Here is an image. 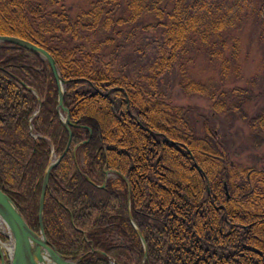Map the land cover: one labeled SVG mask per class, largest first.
Returning <instances> with one entry per match:
<instances>
[{"label": "trees", "instance_id": "obj_1", "mask_svg": "<svg viewBox=\"0 0 264 264\" xmlns=\"http://www.w3.org/2000/svg\"><path fill=\"white\" fill-rule=\"evenodd\" d=\"M252 4L95 0L72 17L62 0H0V35L45 49L66 82L63 104L75 125L67 152L50 171L42 215L45 238L63 258L264 264V168L232 162L208 120L198 130L193 107L174 103L163 82L177 66L184 92L208 97L215 112L246 118L249 88L214 90L189 78L180 61L205 49L224 78L223 35L240 26ZM255 17L264 34V0ZM147 49L144 69H129V50ZM57 101L47 62L0 44V189L36 233L44 171L69 140ZM248 120L263 131L264 107ZM108 170L118 176L101 188ZM129 212L147 247L143 263Z\"/></svg>", "mask_w": 264, "mask_h": 264}, {"label": "rangeland", "instance_id": "obj_2", "mask_svg": "<svg viewBox=\"0 0 264 264\" xmlns=\"http://www.w3.org/2000/svg\"><path fill=\"white\" fill-rule=\"evenodd\" d=\"M62 1L69 14L75 17L80 11L88 9L95 0ZM250 1L253 4L243 15L240 26L223 35L225 45L222 55L229 60L227 75L224 78L220 75L219 60L211 57L205 49H192L180 61L189 78L202 84L212 85L214 90H228L234 86L249 88L250 98L243 104L246 118H240L234 113L215 112L208 97L184 92L179 86L180 72L177 66L165 76L163 82L174 103L193 107L198 130L202 128L203 120H208L209 126L225 145L232 162L244 167L264 168V130L260 133L255 132L248 120L264 107V34L258 28L255 17L256 8L262 0ZM252 7H255L254 11ZM234 40L238 41L237 47L234 46ZM216 48L219 49V44ZM131 50L136 49L133 47ZM131 50L124 58L127 67L134 72L141 68L143 70L150 58L149 49L141 55ZM111 177L114 175H110L109 178ZM0 231L2 232L1 227ZM9 243L7 241L4 245Z\"/></svg>", "mask_w": 264, "mask_h": 264}, {"label": "water", "instance_id": "obj_3", "mask_svg": "<svg viewBox=\"0 0 264 264\" xmlns=\"http://www.w3.org/2000/svg\"><path fill=\"white\" fill-rule=\"evenodd\" d=\"M9 43L22 47L28 51L38 54L44 61L47 62L49 68L54 77L55 83L58 89V101H57V111L60 113L61 121L63 126L69 132V140L67 146L63 153L54 159H51L44 171L43 180L40 188V197H39V208H38V224L39 232L36 233L33 231L25 219L12 202V200L0 189V218L5 222L11 237L13 239V251L10 254L8 251H3L2 245L3 242L0 240V264H51L48 261V254L51 255L56 261L57 264H78L77 262L63 258L53 247H51L45 238L44 228L42 224V215H43V205L44 197L48 188V178L50 171L55 167L62 156L67 152L69 142H70V130L69 126L75 125L69 121L68 110L63 104L64 96V84L66 83L60 77L59 71L57 69L56 62L54 58L43 48L18 37L0 35V44ZM61 111L64 112V116L61 114ZM37 114V112L35 113ZM87 140L81 142L80 144L86 142ZM114 174L118 176V173L113 170H108L105 173V180L100 186L105 188V183L107 178ZM86 179L91 182V180L86 177ZM130 188H128V201H129ZM129 219L137 232V235L143 246V258L142 263L147 260V247L143 240V236L135 226L132 221V216L129 212Z\"/></svg>", "mask_w": 264, "mask_h": 264}, {"label": "bare ground", "instance_id": "obj_4", "mask_svg": "<svg viewBox=\"0 0 264 264\" xmlns=\"http://www.w3.org/2000/svg\"><path fill=\"white\" fill-rule=\"evenodd\" d=\"M0 227H1L3 233H8V235L11 237V234H10L5 222L1 218H0ZM2 248H3V251H8L10 254L12 253V251H13V239H12V237H11L10 243L8 245L3 244ZM48 257H49L48 261L51 264H57V261L53 257H51L50 254H48Z\"/></svg>", "mask_w": 264, "mask_h": 264}]
</instances>
